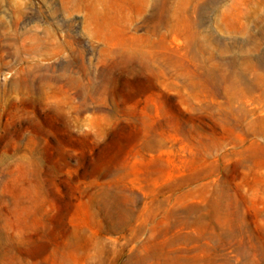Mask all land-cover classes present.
Wrapping results in <instances>:
<instances>
[{
  "label": "rangeland",
  "instance_id": "374dc122",
  "mask_svg": "<svg viewBox=\"0 0 264 264\" xmlns=\"http://www.w3.org/2000/svg\"><path fill=\"white\" fill-rule=\"evenodd\" d=\"M0 264H264V0H0Z\"/></svg>",
  "mask_w": 264,
  "mask_h": 264
}]
</instances>
